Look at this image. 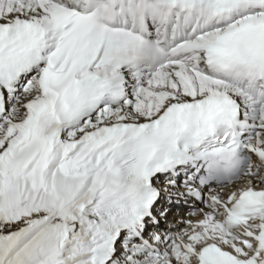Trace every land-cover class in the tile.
<instances>
[{"label":"snow or ice","instance_id":"obj_1","mask_svg":"<svg viewBox=\"0 0 264 264\" xmlns=\"http://www.w3.org/2000/svg\"><path fill=\"white\" fill-rule=\"evenodd\" d=\"M0 264H264V0H0Z\"/></svg>","mask_w":264,"mask_h":264},{"label":"bare ground","instance_id":"obj_2","mask_svg":"<svg viewBox=\"0 0 264 264\" xmlns=\"http://www.w3.org/2000/svg\"><path fill=\"white\" fill-rule=\"evenodd\" d=\"M176 211H180V212H178L177 214H176ZM172 213L173 214H175V215H185L186 213H185V210H183V209H173L172 210ZM174 215V216H175Z\"/></svg>","mask_w":264,"mask_h":264}]
</instances>
